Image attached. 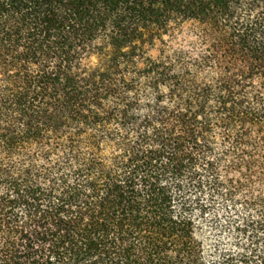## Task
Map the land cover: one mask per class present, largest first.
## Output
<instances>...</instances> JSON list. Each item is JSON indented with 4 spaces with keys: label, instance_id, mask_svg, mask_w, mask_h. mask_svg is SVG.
Listing matches in <instances>:
<instances>
[{
    "label": "trees",
    "instance_id": "1",
    "mask_svg": "<svg viewBox=\"0 0 264 264\" xmlns=\"http://www.w3.org/2000/svg\"><path fill=\"white\" fill-rule=\"evenodd\" d=\"M0 264H264V0H0Z\"/></svg>",
    "mask_w": 264,
    "mask_h": 264
}]
</instances>
